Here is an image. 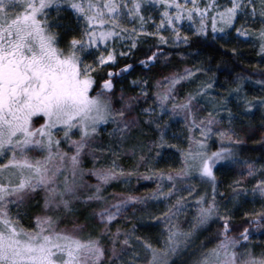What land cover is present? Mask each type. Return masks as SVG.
<instances>
[{"label": "snow or ice", "instance_id": "1", "mask_svg": "<svg viewBox=\"0 0 264 264\" xmlns=\"http://www.w3.org/2000/svg\"><path fill=\"white\" fill-rule=\"evenodd\" d=\"M153 3L163 11L156 31L147 33L142 0H0V264H174L185 253L192 256L190 264H264V248L256 251L249 243L253 230L264 229V211L245 212L251 229L244 227L231 235L230 217L222 214L216 199V172L242 165L241 177L230 186L233 201L248 195L249 189L241 186L245 177L255 179L251 195L264 201V176L257 178L264 165L257 168L241 161L223 146L225 141L240 143L231 127H217L223 120L218 115L221 111L228 112L229 124L234 119L225 107L228 98H221L218 105L209 100L211 108L206 110L201 98L209 95L213 84L204 81L177 102V85L194 76L188 68L152 82L150 96L148 80L130 81L139 89L134 96L122 90L117 94L113 78L132 66L112 71L109 64H115L116 53L108 43L128 40L131 50L143 33L166 44L167 38L160 34L166 25L173 44H188L189 37L180 35V22L198 18L194 34L207 38L205 20L211 13L212 39L217 32L226 35V29L235 27L237 39L254 38L264 54V0H230L224 8L215 0H207L203 8L198 0ZM53 11L56 16L50 17ZM61 12L70 13L80 30L79 36L72 35L63 45V36L75 29L62 22ZM239 15L258 18L260 27L252 31L236 27ZM124 17L138 26L129 30L121 23ZM158 54H162L159 48L140 64L147 68ZM256 83L264 85V80ZM241 91L239 82L230 90L238 107L264 108V96L249 100ZM149 99L151 104L140 107L141 101ZM177 117L187 131L186 148L170 145L179 152V166L167 172L152 168L138 172L153 146L160 150L167 144L168 128ZM145 129L155 133V139ZM213 136L220 146L210 151ZM122 154L137 157L133 168L119 163ZM161 154L156 151L155 158ZM86 162L89 167L84 166ZM134 175L154 180L156 188L145 196L106 194L112 184H126ZM193 181L210 184L211 193L195 196L190 204L197 191ZM173 197L164 212L152 216L163 224L158 246L136 235V224L112 229L119 219H128L125 214L130 207L134 213L137 205L147 208L149 201L160 203ZM189 208L192 219L185 230L176 217ZM215 222L222 226L209 237L213 245L205 247L201 242V251L194 253V234ZM90 223L100 227L93 231Z\"/></svg>", "mask_w": 264, "mask_h": 264}, {"label": "trees", "instance_id": "2", "mask_svg": "<svg viewBox=\"0 0 264 264\" xmlns=\"http://www.w3.org/2000/svg\"><path fill=\"white\" fill-rule=\"evenodd\" d=\"M130 2V0H129ZM207 0H198L199 7L203 8ZM215 3L220 8L230 6V0H215ZM163 8L159 4H154L153 0H142L141 15L144 17V29L147 33H154L156 31L155 25L160 23V13ZM173 11V9H170ZM62 22L65 25L74 28V31L63 36L62 45L72 35L79 36V27L76 26L75 18L68 12H61ZM155 16V20H151L150 17ZM56 13L53 11L50 17H55ZM121 23L131 30L133 27H137V21L133 20L129 22L127 17L122 18ZM207 26V38L204 36H198L194 34V27H199L198 18L194 17L193 21L187 19L180 22V35L181 37L187 35L189 37V43L173 44L172 32L165 25L160 34L167 38L168 43L158 44L157 37L154 35H145L143 33L137 36V44L134 49H130V41L124 40L117 47L116 63L109 65L112 71H117L123 68L125 64H129L134 68L140 67V61L144 60L146 56L151 55L152 51H156L157 48L172 56H182L190 59V69L194 71V76L189 78L185 84V93L194 91L197 86L204 81H209L213 84V87L208 90L209 95L201 98V103L205 106V109H210L211 104L208 103L212 100L215 104L221 102V98H228L225 107L231 109L234 115V119L231 124L228 123L227 111H221L219 116L223 117L222 122L234 129L241 128H253L264 127V108L259 105L254 106L251 111L246 110L241 104L237 106V97L234 94H230V90L235 88L236 83L242 84L241 96L246 97L249 100L264 96V85L257 84L256 81L264 80V54L259 52V44L254 41V38L240 37L236 38L235 27L226 29V35L217 32V38L212 39L211 29V13H209L208 19L205 20ZM219 27V20L217 21ZM235 26L242 27L246 30L252 31L260 27V20L257 18L253 20L251 17L245 15H239L235 19ZM235 50V51H233ZM121 52H127L128 55L121 56ZM87 59V58H86ZM202 69V71L195 72V69ZM107 68L103 69L106 73ZM115 78V77H114ZM113 78V79H114ZM116 79V78H115ZM219 143L210 145V151H215L219 147ZM224 147H229L233 150L235 157L241 161H247L256 165H264V142L258 144H223ZM163 158L171 159V154L162 153ZM163 162V159H161ZM161 162V163H162ZM174 162V159L172 160ZM161 167L164 164H159ZM167 166V162L165 163ZM159 167V166H158ZM225 169V168H224ZM218 184L229 181L230 174L223 172L220 169L216 172ZM204 182L198 181L199 185ZM205 185V184H204ZM203 186L201 187V189ZM210 191V190H209ZM201 193V191H199ZM195 196L192 195L189 203H194ZM251 204L247 201H242L241 209L235 213L237 215V222L231 223L232 232L231 235H237L244 227L251 228V225L247 224L248 219H241L239 215H244L243 211L251 210ZM148 212L145 211L136 216H132V223L134 224L137 217L145 216ZM221 226H219V229ZM141 234L145 239H154L150 234L151 229L144 228L142 226ZM208 232H201L194 235L191 241V249L194 253L201 251V242H204L205 247L208 245ZM159 236L157 235L156 245L158 246ZM192 256L185 253L181 257L177 258L174 264H190Z\"/></svg>", "mask_w": 264, "mask_h": 264}, {"label": "rangeland", "instance_id": "3", "mask_svg": "<svg viewBox=\"0 0 264 264\" xmlns=\"http://www.w3.org/2000/svg\"><path fill=\"white\" fill-rule=\"evenodd\" d=\"M183 2V0H181ZM191 6V5H189ZM151 20H155V16L153 15L150 17ZM109 46L112 47L115 50L116 57H117V47L122 43V41H109ZM101 50H103V46H101ZM162 54H158L157 59L150 64L147 68H145L142 64L138 68L131 67V69L126 73L123 74L120 77L114 78V85H115V91L117 94L121 92V90L124 92L126 96H134L138 93L139 89L137 86H133L130 81L132 80H148L149 81V87H148V94L151 95L152 87L151 84L155 80L161 79L162 77L169 75L172 72H179L182 69L188 68L190 69V59L182 57V56H172L170 54H167L163 51H160ZM99 53H97L98 55ZM87 62H92V57L88 56L86 57ZM116 63V62H115ZM113 65V64H109ZM186 81L181 82V84L177 85V91L174 93V95L177 96V102L181 101V98L186 94L185 89ZM152 101L149 99L147 103H144L141 101L140 107H146L149 104H151ZM137 112H139V108L137 109ZM205 112H200L199 115H204ZM143 119V116H141ZM217 127L221 129H227L229 126L223 122H221L220 125ZM234 132V139L239 140V144H258L264 142V127H253V128H241V129H234L231 128ZM148 136L152 139H155L156 134L151 132L148 129H145ZM143 139V138H142ZM167 144L163 147V149H155L153 146V152L150 154L149 160L147 163H141L138 167L137 171L140 173H145L148 168H152L154 170H163L167 172L170 168H176L179 166V152L176 151L175 148L170 147V145H176L177 148H186L187 147V131L184 127L183 120L180 117L175 118L173 122L170 123V126L168 128L167 135L165 137ZM218 143L217 138L215 136L212 137V139L209 141V145ZM220 144V143H219ZM223 144H229L228 142H224ZM151 146V145H150ZM62 147H64L62 145ZM156 151H161V153H167L171 154V159L169 158H163V156H160L158 158H155ZM137 153H139V150H137ZM32 155H38V153H32ZM162 155V154H161ZM163 159V162L161 161ZM174 159V162L172 160ZM137 157L132 156L131 154H122L119 159V163L124 166L126 169L133 168L136 164ZM2 162V161H0ZM162 162V163H161ZM167 162V166H165V163ZM250 163V162H249ZM159 164H164L162 167ZM85 167H89L90 164L88 162L85 163ZM159 166V167H158ZM257 168H260V165H256ZM223 172H226V174H230V178L228 182H223L221 184H217V202L220 204L221 212L224 215H228L230 217V223H234L238 221V217L236 215V211L241 209L242 201H247L251 204V210L243 211L247 213H255V212H261L264 211V201H261L259 198H254L251 195V187L252 184L255 183L254 178H247L245 177L241 181V186L244 188L249 189V193L247 196H241L237 201H233L232 199V187H230L233 184V181L239 179L243 172L242 165H235L223 168ZM259 176H264V172H261L258 174ZM193 183L196 186L197 191L193 193L192 195L197 196L201 193L208 192L211 193V186L208 183H203L202 185L198 184V181H193ZM205 184V185H204ZM156 183L154 180H142L137 179L134 175L130 182L126 184H118L114 183L110 187L106 189L107 193L112 192H125V193H131L133 195L138 196H145L149 194L154 188H156ZM203 188L201 189V187ZM167 185L165 184V190ZM210 190V191H209ZM201 191V193H199ZM180 195L187 196V193H180ZM174 197L171 200H168L166 202H160L157 201H149L147 208H144L141 205H137V210L133 213L132 208L130 207L125 214L128 219H119L116 223L112 225V229L115 230L117 226L127 229L129 228L133 223L131 217L139 215L141 213H144L147 211L148 213L145 216H139L137 217L134 224L137 225L136 228V235L142 237V232L140 229H142V226L144 228H150L151 233L153 237H156L154 239H148L153 244L156 245L157 242V235L160 236L161 231L163 229V224H158L155 221L152 220V216H159L160 213L165 211L166 204L170 205L174 202ZM190 201V200H189ZM191 204V203H190ZM95 207V206H94ZM241 219H249L250 217H246L245 215H239V218ZM80 219L83 220L84 216H80ZM192 219V209H186L185 212H182L179 214L178 217H176V222L185 230H187L190 227V221ZM219 226H222L219 222L210 223L209 225H206L204 229H201L200 231L196 232L194 235H197L201 232H208V245L211 247L214 243V240L209 239V237L214 236L216 232L219 231ZM90 227L93 228V231H95L97 228H99V225H93L90 223ZM251 229V228H250ZM194 237V236H193ZM249 243L255 248L256 251H259L260 249L264 248V229L260 230H253L252 235L250 237Z\"/></svg>", "mask_w": 264, "mask_h": 264}]
</instances>
